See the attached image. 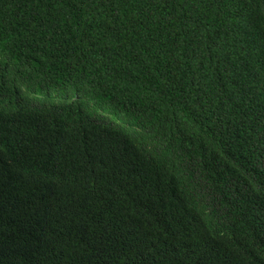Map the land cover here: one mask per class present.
<instances>
[{"label":"trees","instance_id":"1","mask_svg":"<svg viewBox=\"0 0 264 264\" xmlns=\"http://www.w3.org/2000/svg\"><path fill=\"white\" fill-rule=\"evenodd\" d=\"M0 264H264V0H0Z\"/></svg>","mask_w":264,"mask_h":264}]
</instances>
